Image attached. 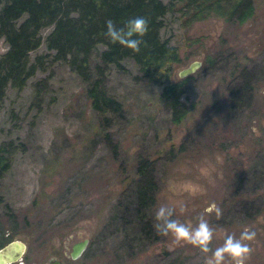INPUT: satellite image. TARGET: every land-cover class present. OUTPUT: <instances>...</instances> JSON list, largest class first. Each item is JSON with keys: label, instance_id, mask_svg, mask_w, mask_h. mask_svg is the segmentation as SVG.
<instances>
[{"label": "rangeland", "instance_id": "374dc122", "mask_svg": "<svg viewBox=\"0 0 264 264\" xmlns=\"http://www.w3.org/2000/svg\"><path fill=\"white\" fill-rule=\"evenodd\" d=\"M253 2L243 22L211 15L183 28L166 15L160 35L180 56L172 79L199 61L187 74L180 122L170 120L160 86L138 79L130 59L123 68L105 67L102 86L117 111L94 109L87 81L61 61L20 89L6 86L0 144L9 158L0 174V217L15 220L32 263L57 256L64 264H203L198 249L157 235L155 212L169 206L188 225L205 215L213 249L227 234L256 231L247 264H264V0ZM5 48L0 38V54ZM44 50L41 42L29 56ZM95 61L92 53L90 67ZM140 159L148 160L156 185L152 237L118 218L126 208L123 217L132 214ZM213 202L219 218L204 213ZM83 237L82 253L71 259V243Z\"/></svg>", "mask_w": 264, "mask_h": 264}, {"label": "trees", "instance_id": "16d2710c", "mask_svg": "<svg viewBox=\"0 0 264 264\" xmlns=\"http://www.w3.org/2000/svg\"><path fill=\"white\" fill-rule=\"evenodd\" d=\"M253 12V0H101L99 6L95 0H0V38L6 44L0 54V107L7 85L20 89L36 71H44L51 63L61 61L87 81L86 93L94 109L117 111L118 101L102 86L105 67L111 64L123 68L122 60L130 59L136 66L138 79L160 86L159 96L169 109L170 120L180 122L188 110L181 98L188 75L171 77V68L180 61V56L177 45L160 35L166 15L185 28L192 21L211 15L243 22ZM136 16L149 20L139 53L106 38L108 19L122 26ZM44 28L49 29L42 34ZM41 42L46 50L30 58L29 52ZM92 53L97 61L90 67ZM38 83H33L34 96ZM6 148L5 143L0 144V174L8 165ZM135 171L132 216L123 217L125 207L118 218L135 226L140 236L152 237L148 210L154 201L156 185L148 160L140 159Z\"/></svg>", "mask_w": 264, "mask_h": 264}, {"label": "clouds", "instance_id": "9594fccd", "mask_svg": "<svg viewBox=\"0 0 264 264\" xmlns=\"http://www.w3.org/2000/svg\"><path fill=\"white\" fill-rule=\"evenodd\" d=\"M95 2L99 6L101 0H95ZM105 28L104 34L111 43L139 53L141 45L145 43L143 37L149 30V20L143 16H136L127 19L122 26H117L112 19H108ZM184 210L185 208L181 206V212ZM204 213L207 215L215 213L217 218L222 215L221 209L215 202L205 208ZM174 214L173 207L160 206L157 209L154 216V228L157 235L163 237L171 235L174 244L190 245L198 249L203 255V264H247L250 260L253 253L251 242L256 238V231L246 227L239 237L227 234L223 244L213 249L211 244L214 229L205 219V215H201L197 224L192 226L174 219Z\"/></svg>", "mask_w": 264, "mask_h": 264}, {"label": "flooded vegetation", "instance_id": "af4514ba", "mask_svg": "<svg viewBox=\"0 0 264 264\" xmlns=\"http://www.w3.org/2000/svg\"><path fill=\"white\" fill-rule=\"evenodd\" d=\"M13 222L15 220L11 218L0 217V264H34L30 257L31 245L19 234L17 225ZM49 258H56L64 264L57 256H48L38 264H45Z\"/></svg>", "mask_w": 264, "mask_h": 264}, {"label": "water", "instance_id": "95a60500", "mask_svg": "<svg viewBox=\"0 0 264 264\" xmlns=\"http://www.w3.org/2000/svg\"><path fill=\"white\" fill-rule=\"evenodd\" d=\"M198 64H199L198 60H192L186 66L180 68L177 73L180 77L185 76L188 73H190L191 71H193V69ZM86 243H87L86 237H83L79 240L72 242V244L70 246V250H69V256L71 258L77 257L80 254V252L84 249ZM45 264H62V263L60 260H58L56 258H49Z\"/></svg>", "mask_w": 264, "mask_h": 264}]
</instances>
